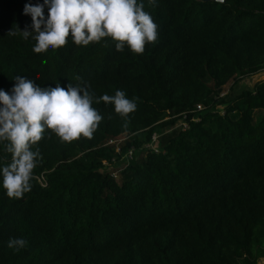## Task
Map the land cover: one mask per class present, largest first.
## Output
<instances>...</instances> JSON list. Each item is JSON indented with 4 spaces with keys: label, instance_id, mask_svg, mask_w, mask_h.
Wrapping results in <instances>:
<instances>
[{
    "label": "trees",
    "instance_id": "trees-1",
    "mask_svg": "<svg viewBox=\"0 0 264 264\" xmlns=\"http://www.w3.org/2000/svg\"><path fill=\"white\" fill-rule=\"evenodd\" d=\"M25 2L0 0V88L10 91L17 75L65 90L86 82L95 97L120 89L137 107L125 120L112 104L94 102L103 118L91 139L61 142L45 130L31 148L40 153L31 191L8 198L0 187V264L264 259V117L253 121L264 109V80L235 97L222 94L235 77L264 71V0L145 2L158 37L143 54L117 52L109 37L79 46L71 36L35 53V41L16 29L30 24ZM182 114L185 129L175 127ZM154 133L159 149L130 158L118 175L100 169L112 155L106 141L132 134L150 143ZM10 160L0 145V163ZM13 237L27 247L7 248Z\"/></svg>",
    "mask_w": 264,
    "mask_h": 264
},
{
    "label": "clouds",
    "instance_id": "clouds-1",
    "mask_svg": "<svg viewBox=\"0 0 264 264\" xmlns=\"http://www.w3.org/2000/svg\"><path fill=\"white\" fill-rule=\"evenodd\" d=\"M145 2L155 6L157 0H26L22 14L30 24L18 30L22 39L35 41L32 51L46 52L72 43L88 46L109 37L117 52L125 47L143 54L145 45L157 41L158 25L144 10ZM223 3L224 0H216ZM47 9V13H45ZM7 31L9 36L18 34ZM79 79V77H77ZM10 91L0 88V145L11 155L7 164L0 163V187L8 198L20 199L31 191L33 169L40 160L39 150H31L50 129L61 142H71L81 136L91 139L102 116L91 105L112 104L113 111L127 120L136 110L135 99L117 89L114 95L95 97L86 82L55 87H41L26 76L14 77ZM28 245L24 237L9 238L6 247L18 252Z\"/></svg>",
    "mask_w": 264,
    "mask_h": 264
},
{
    "label": "rangeland",
    "instance_id": "rangeland-1",
    "mask_svg": "<svg viewBox=\"0 0 264 264\" xmlns=\"http://www.w3.org/2000/svg\"><path fill=\"white\" fill-rule=\"evenodd\" d=\"M261 80H264V71L258 72L250 77H235L224 86L223 91L224 94L232 98L244 90L252 89L254 84ZM214 110L222 115L224 110L223 101H217L214 104ZM262 117H264V109H257L254 111V122ZM113 141V143L108 144V146L112 149L111 159L110 161H107L106 165L104 164L106 163V160L102 161L100 169L102 171H104V169L113 171L117 175L119 174L118 172L120 168L123 167L130 160V158L141 155V153L147 149H152V146L149 145L150 143L144 142L138 135L122 134ZM134 142H138V145L134 144ZM153 148L159 149L158 141L153 144ZM262 261H264V259L259 260L257 264L262 263Z\"/></svg>",
    "mask_w": 264,
    "mask_h": 264
},
{
    "label": "built area",
    "instance_id": "built-area-1",
    "mask_svg": "<svg viewBox=\"0 0 264 264\" xmlns=\"http://www.w3.org/2000/svg\"><path fill=\"white\" fill-rule=\"evenodd\" d=\"M221 95H222V94H221ZM196 109H197V110H200V109H201V106H200V105H197V106H196ZM185 117H186V114H182L181 117L178 118V120H177V122H176V125H175L176 128L185 129V128L188 126ZM193 120H196V119L193 118ZM158 136H159V135L156 134V133H154V134L152 135L151 142H150V144H149L150 146H152V148H153V144L156 142ZM116 138H117V137H116ZM116 138L109 139L108 141H106V144L113 143V142H114L113 140L116 139ZM130 154H131V152H130ZM104 164L106 165V164H107V161H106V163H104ZM38 181H39L40 184H42V185L45 184V183H44V178H43L42 176L38 177Z\"/></svg>",
    "mask_w": 264,
    "mask_h": 264
},
{
    "label": "water",
    "instance_id": "water-1",
    "mask_svg": "<svg viewBox=\"0 0 264 264\" xmlns=\"http://www.w3.org/2000/svg\"><path fill=\"white\" fill-rule=\"evenodd\" d=\"M199 1L205 2V1H216V0H199Z\"/></svg>",
    "mask_w": 264,
    "mask_h": 264
},
{
    "label": "bare ground",
    "instance_id": "bare-ground-1",
    "mask_svg": "<svg viewBox=\"0 0 264 264\" xmlns=\"http://www.w3.org/2000/svg\"><path fill=\"white\" fill-rule=\"evenodd\" d=\"M260 264H264V261H262V263H260Z\"/></svg>",
    "mask_w": 264,
    "mask_h": 264
},
{
    "label": "crops",
    "instance_id": "crops-1",
    "mask_svg": "<svg viewBox=\"0 0 264 264\" xmlns=\"http://www.w3.org/2000/svg\"><path fill=\"white\" fill-rule=\"evenodd\" d=\"M222 94H224V91L222 92Z\"/></svg>",
    "mask_w": 264,
    "mask_h": 264
}]
</instances>
